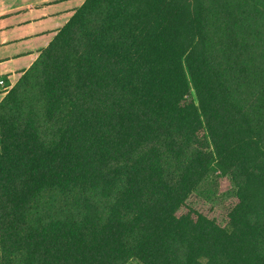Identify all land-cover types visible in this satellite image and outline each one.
<instances>
[{
	"label": "trees",
	"instance_id": "obj_1",
	"mask_svg": "<svg viewBox=\"0 0 264 264\" xmlns=\"http://www.w3.org/2000/svg\"><path fill=\"white\" fill-rule=\"evenodd\" d=\"M132 260L264 264V0H86L0 102V264Z\"/></svg>",
	"mask_w": 264,
	"mask_h": 264
},
{
	"label": "crops",
	"instance_id": "obj_2",
	"mask_svg": "<svg viewBox=\"0 0 264 264\" xmlns=\"http://www.w3.org/2000/svg\"><path fill=\"white\" fill-rule=\"evenodd\" d=\"M86 0H0V102Z\"/></svg>",
	"mask_w": 264,
	"mask_h": 264
},
{
	"label": "rangeland",
	"instance_id": "obj_3",
	"mask_svg": "<svg viewBox=\"0 0 264 264\" xmlns=\"http://www.w3.org/2000/svg\"><path fill=\"white\" fill-rule=\"evenodd\" d=\"M192 99L195 101V95L191 93ZM216 185L218 186V192H225L229 186V180L227 178H219L216 180ZM203 191L195 192L190 196L186 201L185 206H183L177 213V216L182 217V220L188 223L190 226L202 230L204 232L211 231L212 229L209 226V222H214L216 225L221 227L226 226V220L221 214V211L218 206H213L218 203V200L215 203H210L202 196ZM219 194L218 196H222ZM127 264H142L137 260H132Z\"/></svg>",
	"mask_w": 264,
	"mask_h": 264
},
{
	"label": "built area",
	"instance_id": "obj_4",
	"mask_svg": "<svg viewBox=\"0 0 264 264\" xmlns=\"http://www.w3.org/2000/svg\"><path fill=\"white\" fill-rule=\"evenodd\" d=\"M7 87L5 85V82L2 78H0V91H6Z\"/></svg>",
	"mask_w": 264,
	"mask_h": 264
}]
</instances>
